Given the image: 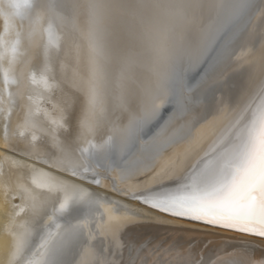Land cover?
I'll list each match as a JSON object with an SVG mask.
<instances>
[{"label":"bare ground","instance_id":"obj_1","mask_svg":"<svg viewBox=\"0 0 264 264\" xmlns=\"http://www.w3.org/2000/svg\"><path fill=\"white\" fill-rule=\"evenodd\" d=\"M223 1L198 0L196 2L199 7L193 9L191 37L198 36L197 40H200L206 30L205 37L207 36L211 29L210 21L222 5L220 3L217 9V3ZM196 5L193 8H196ZM49 7V0H33L32 7L28 8L30 13L27 17L24 15L26 19L23 21L19 18L0 20V264H17L18 259L20 261L23 255L21 252L25 250L24 245L30 233L33 231L36 233L42 223L47 221L45 220L47 216L56 213L58 216L62 215V225L50 237L51 241L48 240L42 247L41 252L31 264H150L151 261H155L156 264H189V262L196 264L198 260H202L203 264H209L216 255L226 252L246 254L254 259L264 260V238L222 229L200 221L174 217L157 210V213L145 211L144 225L138 228V219L128 214V211L134 212L129 205L116 203L113 201L114 197L108 198L106 194L92 187L74 182L67 183L63 178L45 173L39 176L34 168L35 165L26 161L28 159L42 161L49 152H53L55 156L50 163L56 169L63 171V167L71 166L75 169L71 175L82 179L86 184L107 189L112 194L131 200V203L137 201L138 205L145 206L147 205L141 198L145 193L175 191L197 177L201 183H211L218 175L219 155L221 152L240 147L241 140L238 137L243 132V126L250 120L251 112L259 107V92L264 87V14L262 11L256 19L258 21L252 33L249 31L251 34L248 42L243 41L246 43L245 45L243 43L244 48L241 50V46L237 47L241 52L234 58L229 70L227 69L228 72L225 74L228 76H226L227 81L225 80L227 85L225 89L222 88L224 92L220 93L217 101H212L207 106L199 101L201 100L199 92L213 70L223 66L225 59L232 55L227 50L237 39L233 37V34L237 24L243 19L244 11L229 34L225 35L216 29L211 35L201 54L194 60L195 66L192 65L195 67L194 73L197 80L188 83L186 48L175 53L171 51L174 57L166 58V60L169 59V64L161 59L162 54H159V59L155 60L154 66L161 63V71H166L162 80L163 85L160 87V89L163 87L165 100L159 103L132 101V106L125 110L120 101H60L59 97V101L57 98L55 101H48L44 92L42 94L44 88H39L37 85L41 82L42 87L45 83L43 81L46 80L45 76L49 75V68L46 69L43 66L46 63L43 60L46 54L45 51L43 52V44L45 35L49 31L47 29L45 32L44 29L49 22ZM232 11L233 9L228 16ZM221 23L218 17L214 28H219L218 25ZM17 24L20 27L18 33L21 34H17L15 28ZM4 31H6L5 34ZM19 35H22L20 51L16 52L18 54L11 59L10 49L13 44H17L15 41ZM222 40L223 53L213 62V70L205 75L201 68L207 63L214 46ZM163 64L166 67H162ZM176 68L181 69L180 80L175 75ZM156 73L155 79L159 75L158 72ZM55 76L57 77L58 74L56 73ZM158 83L159 80L154 83V86L146 87V91H154ZM7 87L18 96V101L15 103L9 101L5 95ZM176 93H178L179 101L174 99ZM146 108L150 112L155 110L154 114L131 123L133 125L130 135L124 145H118L115 141L108 139L102 151L94 148L85 151L84 154L83 150L86 146L82 145L81 152L77 154V150L82 147L79 142L78 146H73L72 151H69L66 140L69 141L70 136L77 135L79 139L84 136L81 142L85 141V144L92 140L88 135L92 132L89 130L92 129L96 120L110 118L115 114L117 117L119 114L128 116L129 119L134 116L140 118L145 116L142 111ZM130 109H134L131 114ZM241 113H243L242 120ZM183 115H188L187 118L190 121L196 123L200 121V123L196 129L193 127L194 133L191 136L182 143L176 144L167 157H162L166 143L165 140H160L166 137L171 129L170 120L172 117L175 119ZM121 116L117 120H120ZM114 118L112 119L115 120ZM120 122L121 120L115 125H120ZM113 124L105 125L113 127ZM95 128L97 129L94 130ZM103 128V132H106L105 127ZM84 129L88 133L84 134ZM94 129V132L101 131L102 126L101 129L96 126ZM105 132L99 134H111L109 132L105 134ZM87 136L89 139L86 138ZM104 138L106 137L103 136ZM18 154L26 159L22 160V157L15 156ZM153 159H155L154 162H151ZM141 164L145 166L143 170H139ZM130 169L134 170L131 174L128 172ZM155 171L158 173L155 174ZM139 195L142 196L133 198ZM96 205L100 206L101 210L91 216L93 207L97 210ZM121 211H125V215L121 214ZM153 221L182 231L168 233V231L153 229ZM124 226H128L130 230H126L127 228L119 230ZM34 234L27 241V250L31 246ZM48 242L50 247L47 246Z\"/></svg>","mask_w":264,"mask_h":264},{"label":"rangeland","instance_id":"obj_2","mask_svg":"<svg viewBox=\"0 0 264 264\" xmlns=\"http://www.w3.org/2000/svg\"><path fill=\"white\" fill-rule=\"evenodd\" d=\"M50 1H51V3H50ZM197 1L198 0H196V1L195 0L194 1L193 0H156V3H158L160 5L159 7L147 9L142 13V15L144 16L145 26H146V31H147V36H146L145 42L147 45H149L150 50L148 53L145 54V56L143 58L145 66L142 67L140 70H138V72L136 73L137 76L139 75L138 78H137V76H135L134 77L135 83L130 84V87L133 86V87H131L132 92H133L132 101H156L157 103H159L160 101L165 100L163 98V87L161 89H160V87L163 85L162 80H163V76L166 73V71H164V72L161 71V65H162L161 63H160V65H157L156 67L154 66V65H156L155 60L159 59V54L155 51L156 46H161L165 49V52L162 54V57H161V59H163V60H166V58H171L174 55V54L172 55V52L175 53V52H178L179 50H183V48L184 49L186 48L185 49L186 50L185 54H187L186 62L194 61L201 54V52L203 51V49H204L206 43L208 42L209 38L211 37V35H213L214 31L216 29H219V28H214V27H216V24L218 22V17L220 19V23H221V21H224V19L228 16V14H230V12L232 10L231 5H233L235 2V0H224L223 2L217 3V9H218L219 5H221V4L222 5L218 9V13H216L214 15L215 17H217V19L215 17H213V20L210 21V24H211V27H210L211 29H209L210 32H208L207 36L205 37L207 30L204 31L205 32V34L203 35L204 38L202 37L200 40H197L198 36L197 37H191V35H192L191 25L193 24L191 22V20H192L191 17H192V13H194L193 9H198L197 7H199L198 3H196ZM89 2H90V0H49V5H50L49 10L50 11H49V16H48L49 22H47L49 27L46 24L47 28L44 29V31L47 29L49 31L48 32L45 31L47 33L45 35V41L43 44V52L45 51V53H46V54H44L43 60H44V62L47 63V64L43 63L44 64L43 66L46 69H47V67L49 68L48 69L49 75H48V77L45 76L46 80L44 79L45 81H43V83L44 82L45 83H44V85L42 84V87L40 85L41 82H39L40 86L37 85L39 88H44L45 91L42 90V94L44 92L46 98L49 99L48 101H55L56 98L58 99L57 101L60 100L59 98H61L60 101H63V100L64 101L65 100L66 101H120L119 97L121 95V88H120L119 82H118L119 73H118L117 65H115L114 63H106V62H103L102 60H100L96 56V54L92 48V40H91V35H90V30H91L90 21H91V17H92V9L89 7ZM28 3L32 5L33 0H29ZM195 5H196V8H193V7H195ZM28 8L29 7H26L25 9H23L21 17H17V18L21 19V21H23V19H26V17L30 13ZM190 9L192 10V12ZM260 11H261L260 0H255L254 6L252 8L244 10L243 19H241V22L237 24V26H236L237 29L233 34V37L237 38L234 41L236 43L234 44V42H233L234 45L231 44L230 45L231 47L228 48V50H227V52H230L232 55L230 57H228L227 59H225V61L223 62V66H219V68H216L215 69L216 71L213 70L211 76L208 78V80L205 81V83L201 87L202 90H200V92H199L201 100H199V101H202L203 103H205V105L208 106L212 101H217V99L221 95L220 93L224 92V89L226 87L225 85H227L225 80L228 77L225 74H227V72L229 70L228 68L230 67V65L235 60L234 58H236L238 56V54L241 52V50L244 48V45L246 44L245 42H248L247 40H249L248 38H250V34L252 33L251 31L254 29V27L256 26V23L258 21L256 19L259 18V15L261 13ZM24 15L26 17H24ZM49 17H51V18H49ZM21 21H20V24H21ZM253 23H255L254 26H253ZM220 25H218V26H220ZM17 26L15 25L17 34H21V33H18V32H20L19 31V29H20L19 24H17ZM185 30H187V31H185ZM5 32L6 31H4V34H5ZM188 32H189V35H188ZM112 39H113V42L115 43V42H118L119 38L117 36V37H113ZM21 41H22V35L17 36V39L15 41V42H17V44L16 43L13 44L11 49H10V58L11 59L15 57V54H18L16 52L20 51L19 49H20V42ZM198 41L200 43H198ZM243 41H245V42H243ZM243 43H244V45H243ZM238 46L239 47L241 46L240 51H239L240 48H237ZM17 49H18V51H17ZM45 55H47L46 56L47 58L45 57ZM58 61H59V63H58ZM166 61L168 63L169 59ZM56 62H57L58 67L56 66ZM53 66H56V67H53ZM164 66H165V64H163L162 67H164ZM57 69L59 72L56 71ZM165 70H167V68H165ZM156 72L159 73V75H158L159 77L157 76V78L155 79V74H157ZM161 72H162V74H160ZM56 73L58 74V76H57L58 78L55 76ZM53 76H55V78ZM223 76L225 77V79H223L224 78ZM158 80H159V83H161V81H162V83L160 85L158 83V87L156 88L157 92H155L156 89L154 91L151 90L150 92H147L146 90H144L148 86H154V83H157ZM59 81H61V82H59ZM58 83H60V84H58ZM59 88H61V89H59ZM151 88H153V87H151ZM222 88H224V89H222ZM213 90H214V92H213ZM138 91H139L140 95H138L139 94ZM143 91L144 92L146 91V92L144 93ZM5 95H7L9 101H12V103H15V101H18V96L15 93L11 92L10 89H8V87L6 88ZM70 96H71V98H70ZM52 98H54V99H52ZM154 111L155 110H153V111L151 110V112H150V110H148V108H146L142 111V114H145V116H141L140 118H137L138 116L137 117L134 116V118H132V119H129L128 116L123 115L125 118L124 119L123 116H121V114H119V113H118L119 115L117 117L116 114H115L116 115L115 116L114 113H112V115H114L116 118H114V116H110L111 119L109 117L105 118L106 121H104V122H103V120H105V119H102V120H98V121L96 120V122H94L95 124L93 123L92 129L89 130V131L92 130V132L88 135L89 137H91L90 138V139H92L91 141L89 140L85 144V141H84V143L81 142V140L83 139L84 136H82V138L79 139L78 138L79 136L76 135V137L70 136L69 141L66 138L67 139L66 145H67L69 151H72L73 146L79 144V142H80L81 146L82 145L84 147L86 146L85 149L83 150L84 154H85V151H90L91 149H94V148L99 150V151H102L104 148L103 145L108 141V139L111 141H115L118 145L119 144L124 145L126 143L125 141L127 140L128 136L130 135L131 126L133 125V124L131 125V123H134L141 118L149 117L151 114H154ZM132 112H134V109L129 110L130 114ZM188 115L178 116L175 119H173V117L172 118L170 117L171 118V120H170V125H171L170 128L171 129H170V131H168L167 136L160 140V141L165 140V143H166V146L163 150L164 153H163L162 157L163 156L167 157L169 155L170 151L172 150V148L176 144L182 143L183 141H185L187 137L191 136V134L194 133V128L196 129L197 125H199L200 121H199V123L190 121L187 118ZM119 116H121L123 118L122 119L120 117V120H121L120 125L121 126L119 124L115 125L116 122L118 123V121H120V120H117V118L119 119ZM112 118H114L115 120H113ZM126 118L128 120H126ZM122 120L124 121L123 123H122ZM108 123H109V125L113 124L115 127L113 126L114 127L113 128L111 126H106L105 124H108ZM95 126L98 127L99 129H101V126H102L101 131L94 132V130L97 129V128L94 129ZM103 127H105V130L107 133L109 132L111 134H107L105 131L104 132L107 135L99 134L100 132L104 133ZM106 127H108L109 129L108 128L106 129ZM107 130H109V131H107ZM83 133L86 134L88 132H86V130L84 129ZM83 133L81 135H83ZM95 133H97V134L95 135ZM67 134H68V132H67ZM88 136L86 137L87 139H89ZM95 136H97V137H95ZM103 136L106 137L107 139L106 138L103 139ZM71 140H72V143H71ZM83 146L77 150L78 151L77 154H79V152H81ZM52 153L49 152L47 155L48 157L46 156L47 158L45 157V159H44L45 161L42 160V161H44V163L40 160L39 161L35 160L36 161L35 162L34 160L30 161L28 159L26 161L31 162L33 166L35 165L34 168L36 169V173L38 171L39 176L41 175V173L42 174L45 173L46 175H49V176L52 175V176H56L58 178H63L67 183L74 182V183H78L79 185L81 184V185H84L87 187H92L98 191H101L100 193L106 194V197H108V198H110L111 196H112V198L114 197L113 201H115L116 203H120L124 206L129 205L130 208L133 209L134 212H132L133 213L132 214L131 211L127 210L128 214L129 215L131 214L132 216H134V218L138 219V221H139L138 222V228H140V226L143 227V225H144L143 217H145V214H146L145 211H148L150 213H157L156 210H154V209L151 210L150 207H147L143 204L138 205V203H136L137 201H132V203H134V204H132L131 200L129 201V199L127 200V199L122 198L118 195L112 194L109 190L107 191V189H104L101 187L95 188L90 184H86V182L82 181V179L77 178V177L75 178V176L71 175V172H75L74 171L75 169L72 168L71 166L70 167L69 166L63 167V171L56 169L50 163V161H52V158L55 156V155H53L54 153L53 154ZM222 154H223V152H221V154L219 155V159H220ZM15 156H18V158L22 157V160L26 159V158L23 159V156H21L19 154L15 155ZM62 156H64V155H62ZM48 159H50V160L48 161ZM154 160L155 159H153V161H151V162H154ZM39 164H42V165H39ZM43 164H44V166H43ZM141 166H143V167H141ZM144 167L145 166L141 164L139 166V170L140 169L143 170ZM65 168H68V169H65ZM42 169H44L45 171H43ZM162 170H161V172H162ZM133 171H134L133 169L132 170L130 169L128 172L131 174ZM65 172H66V174H65ZM56 173H58V174H56ZM60 173H61V175H60ZM157 173H158V171L157 172L155 171V174H157ZM38 174H37V178H39ZM196 179H198V177ZM140 196H142V195L133 196V197H136V198L139 197L140 198ZM141 198H144V195ZM72 200H74V199H72ZM69 201H70V199H69ZM127 202L130 204H128ZM110 206H111V204H110ZM140 206H142L144 209H142V207H140ZM96 207H97V205H96ZM111 207L115 208V206H111ZM111 207H109V209H111ZM93 209L91 210L93 212L91 216L95 215L98 211H100L101 207L100 206L97 207V210L94 207H93ZM149 209H150V211H149ZM87 212H90V211H87ZM123 213L125 215V211H123V212L121 211V214H123ZM90 214H91V212H90ZM56 216H58L57 213L55 215L49 214L47 216V218L45 219L47 221H44L42 223L41 227L39 229H37L36 233H35V231L30 233V235L27 238L25 245H24L25 250H22L23 252H21V254H23V255H21L22 258L20 257V261L18 259L17 264H31L34 261L33 259H35L39 255L42 247L47 243V241L49 239H51L50 237H52L54 235L55 231L62 225V222H63L62 215L60 214L58 217H56ZM137 217H140V218H137ZM167 219H169V217ZM170 219H171V217H170ZM57 222H58V224H57ZM152 225H154V226H152L153 229H158V230L165 231V232L168 231V233L169 232L179 233L182 231V230H175L170 225H164L163 223H160L157 221H153ZM124 227H121V229H119V230L126 229V228H127L126 230H128V229L130 230V228L128 226H124ZM65 231H66V229H65ZM187 232L191 233L190 231H187ZM50 233H52V234L49 235ZM32 234H34V235H33V238L31 240V246L27 250L26 249L27 241H29V239H31ZM46 237H47V239H46ZM49 241H51V240H49ZM42 242H44V243H42ZM49 243L50 242H48L47 246L50 247ZM46 249H48V247ZM25 258H27V259H25ZM23 259H25V260H23ZM22 260H23V262H22Z\"/></svg>","mask_w":264,"mask_h":264},{"label":"snow or ice","instance_id":"obj_3","mask_svg":"<svg viewBox=\"0 0 264 264\" xmlns=\"http://www.w3.org/2000/svg\"><path fill=\"white\" fill-rule=\"evenodd\" d=\"M255 0H235L233 11L219 26L225 35L233 31L240 14L254 6ZM264 14V0H260ZM26 6L32 7L26 0ZM156 0H90L92 9L91 40L96 56L118 67L121 88L120 104L125 110L132 106L131 83L138 70L144 67L146 26L142 13L159 7ZM118 36V42L113 37ZM51 42V41H50ZM163 54L165 49L156 46ZM209 63L205 75L213 70ZM146 90V89H145ZM259 107L250 114L243 126L241 145L223 152L218 175L211 183L192 182L175 191L148 192L143 203L150 208L174 217L200 221L208 225L264 238V87L259 92ZM251 107V105H247ZM240 119H243L241 113ZM136 198V197H133ZM150 264H156L151 261ZM191 264V262H189ZM196 264H203L198 260ZM209 264H264L246 254L226 252L216 255Z\"/></svg>","mask_w":264,"mask_h":264},{"label":"water","instance_id":"obj_4","mask_svg":"<svg viewBox=\"0 0 264 264\" xmlns=\"http://www.w3.org/2000/svg\"><path fill=\"white\" fill-rule=\"evenodd\" d=\"M223 40L220 41L219 43H217L216 46H214V49H212V54L210 53L211 55H210L209 59L207 60V63L204 65V67L201 68V70L202 69L205 70L208 67L209 63L213 64V62H215L218 59V57L223 53V48H224L223 46L224 45L222 46V44H221V43H223ZM186 65L188 66L187 70H189V71H186L188 73V75H187L188 83H191V82L197 80L196 75L194 73L195 72L194 71L195 70L194 69L195 68L194 67L195 66L194 61L188 62ZM192 65H194V66H192ZM192 67H193V69H192ZM188 68H190V69H188ZM181 74H182L181 69L176 68L175 75L178 77V80H180L179 75H181ZM176 92H178V90H176ZM174 99L179 101L178 100V93L175 94Z\"/></svg>","mask_w":264,"mask_h":264},{"label":"clouds","instance_id":"obj_5","mask_svg":"<svg viewBox=\"0 0 264 264\" xmlns=\"http://www.w3.org/2000/svg\"><path fill=\"white\" fill-rule=\"evenodd\" d=\"M26 7V0H0V20L20 17Z\"/></svg>","mask_w":264,"mask_h":264}]
</instances>
